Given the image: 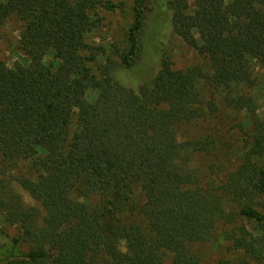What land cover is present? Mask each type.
Listing matches in <instances>:
<instances>
[{"label":"trees","instance_id":"trees-1","mask_svg":"<svg viewBox=\"0 0 264 264\" xmlns=\"http://www.w3.org/2000/svg\"><path fill=\"white\" fill-rule=\"evenodd\" d=\"M122 7L0 0V27L21 24L0 61V264H215L218 234L264 264V0H133L125 49L91 44ZM168 26L206 68L164 56L137 89L118 81ZM222 110L245 115V152L206 180Z\"/></svg>","mask_w":264,"mask_h":264},{"label":"rangeland","instance_id":"rangeland-1","mask_svg":"<svg viewBox=\"0 0 264 264\" xmlns=\"http://www.w3.org/2000/svg\"><path fill=\"white\" fill-rule=\"evenodd\" d=\"M113 1L116 4H122L123 7L114 13L100 12V16L104 18L102 26L91 36L90 43L110 49L112 46H116L118 49L123 50L126 47V32L131 24L133 0ZM188 3L192 8L193 0H188ZM20 28L21 24L14 19L6 21L0 27V61L12 63L18 58L19 53H21L18 46ZM146 31L142 36L143 51L140 58L131 68L121 67L116 72L118 81L127 87L137 89L148 82L158 71L160 61L164 56L171 60L173 70H185L193 65L206 68L205 59L173 35L171 27L163 28L157 40L150 38V27ZM222 117L216 134L219 151L221 152V154H217L220 161H216L209 156H198V166L202 165L200 167L202 177L206 180H219V178H222L227 172L235 168L245 152L246 145L240 132L241 125L246 122L245 115L222 110ZM5 233L10 237L14 235L12 228L5 229ZM219 237L218 234L211 243L202 246V253L206 262L216 264L220 261H230L233 264H253L242 254L234 251L229 244L219 239ZM4 244L5 242L1 246H4ZM1 248L0 254L5 247Z\"/></svg>","mask_w":264,"mask_h":264}]
</instances>
